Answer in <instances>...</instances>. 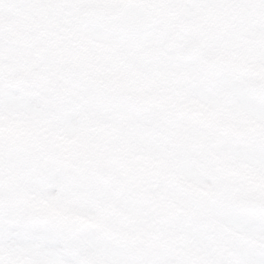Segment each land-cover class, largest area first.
Returning <instances> with one entry per match:
<instances>
[{"label":"clouds","instance_id":"clouds-1","mask_svg":"<svg viewBox=\"0 0 264 264\" xmlns=\"http://www.w3.org/2000/svg\"><path fill=\"white\" fill-rule=\"evenodd\" d=\"M237 38H264V0H0V98L20 101L12 108L0 105V124L19 129L36 114L63 129L79 128L81 144H96L101 117L122 98L95 69L124 61L152 76L183 64L193 67L195 78L199 53ZM142 115L163 133L155 143L167 153L172 182L166 187L176 204L166 230L190 242L198 256L207 253L202 264H216L217 255L225 264H264V239H253L242 258L222 245L219 225L251 206L257 183L235 166L231 141L158 106ZM248 138L251 159L264 160V148H255L264 139L259 129L253 126ZM256 170L264 173V167ZM158 180L145 177L144 184ZM35 193L45 203L25 210L23 201ZM87 199L83 168L62 145L24 148L7 133L0 139V224L29 227L79 264L82 237L94 229L52 209L76 206L88 215ZM131 206L151 211L139 199ZM253 218L264 220V211Z\"/></svg>","mask_w":264,"mask_h":264},{"label":"snow or ice","instance_id":"snow-or-ice-1","mask_svg":"<svg viewBox=\"0 0 264 264\" xmlns=\"http://www.w3.org/2000/svg\"><path fill=\"white\" fill-rule=\"evenodd\" d=\"M95 71L102 82L122 98V102L104 114L99 123L98 143L83 145L79 128H60L53 119L33 114L19 129L0 124V139L7 133L24 148L62 145L78 158L84 171L88 199L81 208L52 209L82 221L94 231L82 237L79 264H202L207 253L197 255L190 242L181 241L166 230L176 210L166 185L167 153L155 141L163 133L155 132L152 122L143 118V110L158 106L178 119L211 127L217 135L232 143L235 166L247 171L257 183L249 194L251 206L229 213L220 224L223 247L247 254L253 239H264V220L254 219L264 211V160L251 159L249 134L253 126L264 136V38L255 42L237 38L225 47L199 53V65L176 64L152 76H144L133 64L121 61ZM20 104L14 97L0 98V105L12 108ZM255 148H264V139ZM252 165V167H250ZM159 177L157 184L145 185V177ZM142 200L151 209L142 213L131 206ZM40 193L23 201L25 210L37 211L44 204ZM216 264H225L222 256ZM0 264H72L62 248H54L29 227L0 224Z\"/></svg>","mask_w":264,"mask_h":264}]
</instances>
